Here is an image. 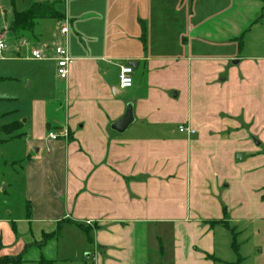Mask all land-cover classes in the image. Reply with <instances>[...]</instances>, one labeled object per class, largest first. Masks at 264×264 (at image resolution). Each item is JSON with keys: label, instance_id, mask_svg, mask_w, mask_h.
<instances>
[{"label": "crops", "instance_id": "obj_1", "mask_svg": "<svg viewBox=\"0 0 264 264\" xmlns=\"http://www.w3.org/2000/svg\"><path fill=\"white\" fill-rule=\"evenodd\" d=\"M47 1L59 0L33 4ZM210 1L64 0L58 11L69 22L74 59L67 80L57 77L52 59L58 33L49 60L26 59L28 49L20 53L17 45L0 53V143L26 140L21 160L5 162L11 168L0 186L8 193L22 179L29 204L27 219L0 225L18 221L33 231L35 224L41 243L56 242L58 256L64 241L71 254L89 252L92 264H234L223 258L217 234L222 246L224 237L216 231L231 232L224 225L229 167L214 160L225 154L227 165L238 167L246 122L262 114L243 104L246 84L236 69L224 78L228 58L210 52L232 35L228 16L238 8L214 18ZM43 22L49 24L40 21L39 31ZM18 62L33 65L26 72L12 67ZM132 63L134 86L121 90L120 65ZM19 77L25 82L13 96L8 89L21 86ZM128 105L134 122L118 133L112 127ZM184 125L195 134L180 133ZM50 133L60 138L51 141ZM16 243L13 256L4 255L25 264L30 245Z\"/></svg>", "mask_w": 264, "mask_h": 264}, {"label": "rangeland", "instance_id": "obj_2", "mask_svg": "<svg viewBox=\"0 0 264 264\" xmlns=\"http://www.w3.org/2000/svg\"><path fill=\"white\" fill-rule=\"evenodd\" d=\"M36 1L0 0V41L8 42V46L9 44L10 46L17 45L19 49L26 47L25 49H28L29 53L32 49L29 42L37 44L35 42L37 38H40L38 42L40 45L36 47L37 49L42 45L51 46L52 41H54L53 37L57 33L54 42L61 41L59 28L64 23L65 19L63 17L32 21L26 30H12L15 12H19L18 10H22L24 7L29 6L30 8ZM62 3L64 4V0L56 1V8L63 9ZM233 6H237V14L235 15L232 12L228 16V23L229 32L234 36L230 35L228 40L216 44L210 52L214 57L224 56L228 58L229 61L224 67V78L227 76L228 70L236 69L235 74L245 79L246 85H243V89L239 94L243 104L251 103L248 110H257L258 113L262 114V117L258 118L256 122H246L249 138L245 148L236 155L235 163L238 167L227 165L229 160L225 154L219 160H214L216 163H224L225 167H229L227 168L229 171L226 170L228 171L226 173L228 180L224 185L229 187L224 189L227 190L224 196L229 200L230 209V213L226 218L230 223L225 224L231 227V232L217 226L216 231L222 233L225 246L219 243L222 240L218 236L219 233L217 234V243L220 250L224 252L222 254L223 258L228 263L264 264V86L262 83L264 81V0H224L221 5L217 0H212L210 1V16L214 15V18H216L221 15L219 13L226 12ZM225 19L227 20V17ZM44 20H47L49 24L43 22L45 27L39 31L38 23ZM229 32L226 31L225 34L228 35ZM234 61H240V63L234 65ZM15 65H17L18 70L23 69L27 72L31 70L30 67L33 64L18 62L14 63L12 67H15ZM24 75L26 76L27 73L21 76ZM20 78L18 80L21 86L16 84V87L11 86L8 89L13 96H18L21 92L19 87L24 85L25 77ZM247 83H251V85ZM255 83L256 85L252 86ZM28 92L23 89V93ZM252 100L257 102L256 105L253 104ZM184 126L187 127L188 132L186 133L189 135L195 134L194 129ZM252 127H254V135L251 133ZM15 128L16 126H12L6 131L14 132ZM2 137L3 135L0 139ZM25 141V138H14L9 142L0 143V181L2 177L9 176L11 165L6 166L5 162L9 160L19 161L24 156ZM239 156H242V161H239ZM10 185L11 189L8 193L4 192V184L0 186V220H25L29 212V204L26 201L22 179L16 184L11 183ZM239 203H241V206L235 209V206L237 207ZM235 212L236 216L234 215ZM238 216L241 217V222L236 221L239 219ZM16 222V227L12 224L7 225L8 228L5 225H0V243L4 245L0 249L7 251V253L0 252V256H5L4 254L13 256L11 254H13L12 252L16 247V241L22 240L30 245L27 252L24 253L25 264H38L36 260L39 261L40 258L45 261H56L57 259L55 264H92L91 258L87 256L89 252L79 253L75 251L71 254L68 247H64V241L61 242L60 255L58 256L55 241L44 240L41 243V236L38 237V234H36L38 228L35 230L37 225L33 224L34 230L29 231L28 224ZM207 225L210 226L209 223ZM48 227L47 225L44 226L46 233L51 231ZM233 231L237 233L235 237L238 252L234 247H231L234 242V240L232 241ZM166 242L169 243V241ZM142 250L144 249L142 248ZM63 256H72L70 258H73V262L67 261L65 263L62 259ZM7 262L10 261H5V263Z\"/></svg>", "mask_w": 264, "mask_h": 264}, {"label": "built area", "instance_id": "obj_3", "mask_svg": "<svg viewBox=\"0 0 264 264\" xmlns=\"http://www.w3.org/2000/svg\"><path fill=\"white\" fill-rule=\"evenodd\" d=\"M70 34V25L68 20H64V23L60 25L59 28V37L61 41L57 43H53L52 52L54 54V59L56 61L57 65V77L61 80H67L70 74V68L74 63V59L70 56L69 50H68V36ZM8 50V44L0 41V53L3 51ZM50 50V47L48 45H42L40 48H32L29 55L26 57V59L29 60H36V61H46L49 60L50 57L48 55V52ZM18 52L22 53V50L20 49ZM134 68L129 65H120V88L121 90H129L134 86ZM180 133H186L187 127L181 126L179 127ZM65 138L68 137V134L65 133ZM51 141H56L60 138L58 134L50 133L47 137ZM93 261H96V258L93 257Z\"/></svg>", "mask_w": 264, "mask_h": 264}, {"label": "trees", "instance_id": "obj_4", "mask_svg": "<svg viewBox=\"0 0 264 264\" xmlns=\"http://www.w3.org/2000/svg\"><path fill=\"white\" fill-rule=\"evenodd\" d=\"M58 3V2H57ZM59 17H63V14H61L58 9L56 8V2H41V3H35L30 8H28L25 11L22 12H15L14 14V20L12 24V30L13 31H21L26 30V28L31 25V22L36 20H43V19H56ZM226 228H228L231 231V228L229 225L224 224ZM235 231H233L234 234V242L233 246L235 250L237 251V242L235 237ZM10 261L5 263V261ZM0 264H23L22 257L12 258L9 256L0 257ZM43 264H49L48 262H44Z\"/></svg>", "mask_w": 264, "mask_h": 264}, {"label": "water", "instance_id": "obj_5", "mask_svg": "<svg viewBox=\"0 0 264 264\" xmlns=\"http://www.w3.org/2000/svg\"><path fill=\"white\" fill-rule=\"evenodd\" d=\"M233 64L237 65L239 64V61H234ZM130 65L136 68V65L134 63ZM114 93H116V91H114ZM133 122H134V115H133L132 106L128 105L126 115L120 121L115 123L112 129L118 133H124ZM241 158L242 157L239 156V159Z\"/></svg>", "mask_w": 264, "mask_h": 264}]
</instances>
